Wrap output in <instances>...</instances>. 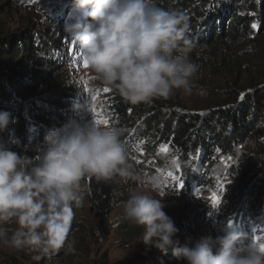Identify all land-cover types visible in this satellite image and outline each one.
<instances>
[{
    "label": "trees",
    "instance_id": "1",
    "mask_svg": "<svg viewBox=\"0 0 264 264\" xmlns=\"http://www.w3.org/2000/svg\"><path fill=\"white\" fill-rule=\"evenodd\" d=\"M157 5L187 16L190 59L199 65L196 84L205 97L197 103L195 89V97L177 91L150 104H132L105 88L101 100L106 120L124 129L121 139L140 171L165 169L164 158L171 156L185 178L196 166L192 176L205 184L216 166H222L221 158H233L219 214L264 212V0H157ZM56 7L63 8L60 2ZM56 20L58 25L33 23L15 30L0 26V110H10L15 120L0 139L12 140V150L22 155L35 156L47 131L63 126L81 98L68 68L74 50L68 53V41L60 40L63 19ZM165 145L167 155L161 151ZM114 186L117 195L125 188L119 178ZM112 199L106 196L96 208ZM195 221L179 227L174 239L180 245L190 242ZM76 228L69 222L65 240L74 239ZM205 229L207 225L197 228L198 237L215 239ZM64 256L59 250L40 262L64 263ZM136 264L186 261L177 260L171 250L164 254L155 249Z\"/></svg>",
    "mask_w": 264,
    "mask_h": 264
},
{
    "label": "clouds",
    "instance_id": "2",
    "mask_svg": "<svg viewBox=\"0 0 264 264\" xmlns=\"http://www.w3.org/2000/svg\"><path fill=\"white\" fill-rule=\"evenodd\" d=\"M71 7L63 30L79 45L83 64L102 87L116 90L132 104H150L177 91L192 95L197 89L199 65L190 59L193 42L183 13L161 8L157 0H71ZM73 107L88 113V98ZM13 123L11 111L0 110V133ZM123 132L92 118L73 119L50 128L35 156L21 155L12 150V140L0 139V245L40 254L59 251L73 209L83 207L86 194H91L82 183L89 177L134 180L158 194L167 177L135 168ZM179 166L175 158H164L165 169ZM221 172L217 165L214 174ZM121 207L118 222L143 227L146 251L171 250L186 264H264L261 243L235 223L215 239L180 245L174 239L179 229L164 211L165 200L133 193Z\"/></svg>",
    "mask_w": 264,
    "mask_h": 264
},
{
    "label": "rangeland",
    "instance_id": "3",
    "mask_svg": "<svg viewBox=\"0 0 264 264\" xmlns=\"http://www.w3.org/2000/svg\"><path fill=\"white\" fill-rule=\"evenodd\" d=\"M57 2H60L63 6L61 11L56 7ZM70 11H72L71 0H0V26L15 30L18 28L23 29L27 24L33 23L43 26L48 24L58 25L56 16L63 19V26ZM80 15L84 17V11H81ZM85 19L90 20L91 18L85 17ZM60 40L62 42L64 40L68 41L67 47L65 46L68 53H72L74 50V53H72L74 61L68 68L71 80L81 94L78 103L83 102L86 97L89 100L88 113L74 110L67 122L73 119L91 118L95 121L98 119L106 120L104 104L101 100V94L104 92L105 87H102L96 81L95 76L83 66L79 45L75 41L67 39L64 30ZM200 88V86L197 87V103L205 97L204 89L202 88L203 94H201ZM194 93L187 95V97H195ZM107 125L110 124L107 123ZM19 154L22 155V153ZM163 154L167 155L165 152ZM221 162L222 169L225 171L223 175L221 173L214 174L205 184H199L196 178L192 176L196 166L192 167L191 174H188L187 178L183 176L180 166L175 170L158 168L153 173L160 172L168 180V183L161 188L158 194L152 193L137 181L122 180L125 188L118 189L121 192L119 191L117 195L114 192L117 190L114 186V179L105 182L97 181L94 177L86 178L82 183L88 187L91 194H86L83 207L73 209L74 215L70 223L73 226L75 224L77 228L74 231L75 233L72 232L74 239L65 240L64 246L60 248L65 256L63 258L64 263L59 264H136L139 259H142L145 253L148 252L143 241H141L143 227L130 225L126 222L120 223L117 220L123 211L122 202L133 193L147 192L165 200L166 207L164 211L172 217L178 229L182 223L192 219L196 220L189 233L193 235L189 244L193 240L201 238L198 237V227L201 228L207 225L208 229H205V234H210L209 230H211L212 236L216 237L222 235L224 228L233 223L248 230L250 236L257 243H264V212L252 214L253 210H249L247 213L245 211L241 214L235 212L230 216L221 215L219 214V207L222 200L219 205L213 204L210 200L213 193L220 196L224 189V183L228 181L227 168L236 163L233 158L226 156L221 158ZM169 172L181 178L182 187L178 185L177 181L168 176ZM186 185L189 187L186 188ZM108 195L112 196L113 199L106 204L103 203L101 208H96V205L101 203L102 199L104 200ZM201 214L202 216H200ZM9 227H15V225ZM69 248L74 249V251H69ZM151 250H155V248ZM48 255L15 251L0 245V264H41V259L48 258Z\"/></svg>",
    "mask_w": 264,
    "mask_h": 264
},
{
    "label": "snow or ice",
    "instance_id": "4",
    "mask_svg": "<svg viewBox=\"0 0 264 264\" xmlns=\"http://www.w3.org/2000/svg\"><path fill=\"white\" fill-rule=\"evenodd\" d=\"M252 27L255 28V27H257V25L254 24V25H252ZM83 66H84V67H87V64L84 63ZM105 91H108V89H105ZM94 98H95V97H94ZM241 99H243V94L241 95ZM96 122H97V123H103V124H107V123H108V121H107V120H104V119H98ZM168 150H169V149H168L167 145H165V146H163V147L161 148V151H162V152H165V153H167ZM168 176H170L173 180L177 181V183H178V185H179L180 187L183 186V182H182V180H181L180 177L173 175L171 172L168 173ZM210 200L212 201L213 204H216V205H219L220 202H221V198H220V196H219L218 194H216V193H213V194H212V196L210 197ZM230 225H231V224H230ZM260 250H261V251H264V243H261V245H260Z\"/></svg>",
    "mask_w": 264,
    "mask_h": 264
}]
</instances>
